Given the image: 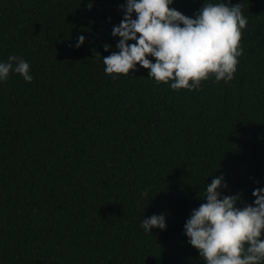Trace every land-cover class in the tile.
<instances>
[{
	"label": "trees",
	"instance_id": "trees-1",
	"mask_svg": "<svg viewBox=\"0 0 264 264\" xmlns=\"http://www.w3.org/2000/svg\"><path fill=\"white\" fill-rule=\"evenodd\" d=\"M124 2L0 0V60L33 75L0 83V264H203L184 225L206 184L223 175L241 208L264 187V0H231L248 19L237 72L193 91L105 74ZM153 214L166 230L145 233Z\"/></svg>",
	"mask_w": 264,
	"mask_h": 264
},
{
	"label": "clouds",
	"instance_id": "clouds-1",
	"mask_svg": "<svg viewBox=\"0 0 264 264\" xmlns=\"http://www.w3.org/2000/svg\"><path fill=\"white\" fill-rule=\"evenodd\" d=\"M174 2L125 0L123 19L111 32L119 38L118 51L103 57L107 76L126 77L140 66L149 70V79L156 85L170 83L176 91L197 90L210 78L225 83L234 79L248 25L240 3L230 6L231 0H205L192 18L171 7ZM85 42L80 35L74 47L79 49ZM11 74L33 81L30 63L17 55L0 60V83ZM227 187L223 175L206 184L201 197L205 202L184 225L188 243L198 250L203 264H264V187L254 189L253 203L242 208L239 194H222ZM148 195L146 189L141 198ZM141 227L148 234L153 228L166 230V216L153 214L143 219Z\"/></svg>",
	"mask_w": 264,
	"mask_h": 264
}]
</instances>
